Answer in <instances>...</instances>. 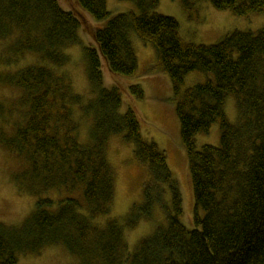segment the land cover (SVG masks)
I'll return each mask as SVG.
<instances>
[{
	"label": "trees",
	"instance_id": "1",
	"mask_svg": "<svg viewBox=\"0 0 264 264\" xmlns=\"http://www.w3.org/2000/svg\"><path fill=\"white\" fill-rule=\"evenodd\" d=\"M96 20H107L92 32L94 46H85L87 77L94 96L83 102L67 77L53 68L34 64L15 74H0V83L22 92L19 106L25 120L13 135L0 126V145L25 164L15 177L19 190L37 197L35 208L20 225L0 221V264H18L21 253H38L64 246L79 264H264V29L234 31L214 44L186 43L180 25L154 12L159 0L133 1L137 12L110 17L107 0H77ZM190 9L189 0H183ZM218 10L236 15L264 13V0H209ZM82 23L59 0H0V40H9L7 60L24 53L38 54L56 66L68 62L65 49L80 42ZM153 45L158 62L154 73H166L175 94L181 139L187 152L194 194L192 229L184 214L179 183L164 151L144 140L133 107L121 111L118 87L104 85L102 62L114 74L134 75L138 58L130 31ZM103 60V61H102ZM192 71L211 73L214 80L181 91ZM142 100L144 91L131 85ZM237 102L239 121L225 114V99ZM74 107L92 120L90 139L79 141ZM5 106L0 103V116ZM220 122L218 146L197 147L196 136ZM133 145L136 159L145 164L149 179L143 201L133 207L125 225L107 216L115 198V172L108 161L113 136ZM62 189L69 193L58 203L43 194ZM166 205V225L128 250L125 227L135 229L151 219L157 205Z\"/></svg>",
	"mask_w": 264,
	"mask_h": 264
},
{
	"label": "rangeland",
	"instance_id": "2",
	"mask_svg": "<svg viewBox=\"0 0 264 264\" xmlns=\"http://www.w3.org/2000/svg\"><path fill=\"white\" fill-rule=\"evenodd\" d=\"M68 11L73 12L82 23L79 36L80 42L66 48L67 64L56 66L44 61L38 54L24 53L13 60H7L6 47L9 40H0V74H15L20 69L34 64L45 65L69 79L75 92L83 96L87 102L94 94L87 77V59L85 46L98 47L92 37V32L104 27L107 20L98 21L86 11L77 0H59ZM190 9L183 0H159L155 13L175 18L180 25V37L186 43L214 44L234 31L257 32L264 29V13L236 15L230 10H218L209 0H189ZM110 17L128 11L137 12L133 1L107 0ZM130 39L138 58V69L134 75L124 76L110 71L105 61L102 62L104 85L108 88L118 87L123 96L122 112L133 107L137 113L144 140L155 143L165 152L168 166L173 177L179 183L184 214L183 224L194 227V194L189 172L186 149L181 139L180 122L176 114V103L173 86L169 76L164 72L154 73L152 65L158 62V54L150 43L143 42L131 30ZM214 80V75L200 71H192L184 78L181 91L197 84ZM138 84L144 91V99L135 98L130 90L131 85ZM21 90L11 84L0 83V103L5 106V112L0 116V126L7 135H13L18 123L25 120L26 108L19 106ZM74 118L78 122V135L81 143L90 139L92 120L85 116L79 107H74ZM225 114L231 123L239 121V110L236 99L228 95L225 99ZM220 122L214 123L208 133L196 136L197 147L204 145L218 146L221 136ZM108 161L115 172V198L111 213L95 219V223L103 224L109 218L117 219L125 225L132 214L135 205L143 201V190L149 179L147 166L139 162L134 155L133 145L123 139V135L113 136L108 145ZM25 164L17 155L0 145V221L8 225H20L35 208L36 196L19 190L15 183L17 173L24 169ZM69 193L62 189H54L43 194L52 198L55 203L63 200ZM164 207L157 205L151 219H141L135 229L125 227V237L129 252H132L140 239L154 233L157 227L166 225V205L171 209L170 191L165 192ZM18 264H79V260L70 254L62 245H52L43 248L38 253H21Z\"/></svg>",
	"mask_w": 264,
	"mask_h": 264
}]
</instances>
